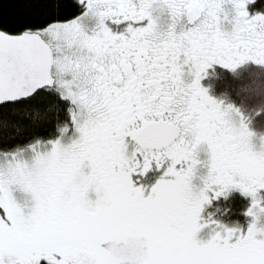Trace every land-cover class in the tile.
<instances>
[{
    "label": "snow or ice",
    "instance_id": "1",
    "mask_svg": "<svg viewBox=\"0 0 264 264\" xmlns=\"http://www.w3.org/2000/svg\"><path fill=\"white\" fill-rule=\"evenodd\" d=\"M247 61L264 0L0 3V264H264V151L200 85ZM233 188L247 232L198 239L208 192Z\"/></svg>",
    "mask_w": 264,
    "mask_h": 264
},
{
    "label": "rangeland",
    "instance_id": "2",
    "mask_svg": "<svg viewBox=\"0 0 264 264\" xmlns=\"http://www.w3.org/2000/svg\"><path fill=\"white\" fill-rule=\"evenodd\" d=\"M123 28L121 25L120 30L123 31ZM200 85L207 91L208 96L223 108L235 110L232 113L234 125L236 127L242 123L246 125L248 131L253 134L251 138L253 150L264 151V64L247 61L235 70L213 64L206 70ZM164 171V168L158 169L153 166L147 174L133 175L132 179L136 186H143L150 191V188L161 179ZM200 188H203V184L197 181V189ZM232 194H241L250 200L248 206L241 210V218L236 216L225 218L222 213L218 214L217 210H211L214 202L218 205L221 199H227ZM208 195L210 203L205 204L201 211L199 219L201 230L197 233L198 239L207 242L217 232L223 233L225 229L247 232L253 219L247 215L253 204L250 195L243 194L238 188H233L220 197H216L214 191H209ZM257 198L264 200V190L258 192Z\"/></svg>",
    "mask_w": 264,
    "mask_h": 264
},
{
    "label": "trees",
    "instance_id": "3",
    "mask_svg": "<svg viewBox=\"0 0 264 264\" xmlns=\"http://www.w3.org/2000/svg\"><path fill=\"white\" fill-rule=\"evenodd\" d=\"M0 3H4V0H0ZM4 10L6 13H13L15 12V8L9 4L4 5ZM65 18H71L70 13H66L64 15H61L59 13H56L54 11H50L45 13L41 16V20H50L55 22L57 19H65ZM39 131L41 132L42 138H51L53 133L50 127L48 128H40ZM220 200V199H219ZM250 200L244 195L241 194H232L227 199H221V202L216 205L214 202L213 206L211 207V210H217L218 214L222 213L225 218H232L233 216L240 217L241 216V210L245 208V206H248ZM243 215V213H242ZM241 218V217H240Z\"/></svg>",
    "mask_w": 264,
    "mask_h": 264
}]
</instances>
